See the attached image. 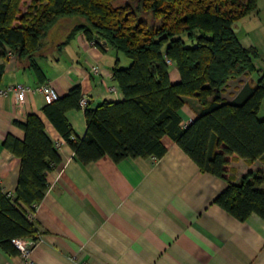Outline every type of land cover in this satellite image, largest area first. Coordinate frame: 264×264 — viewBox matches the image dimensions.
<instances>
[{
  "label": "trees",
  "instance_id": "1",
  "mask_svg": "<svg viewBox=\"0 0 264 264\" xmlns=\"http://www.w3.org/2000/svg\"><path fill=\"white\" fill-rule=\"evenodd\" d=\"M32 0L22 13V0H0V84L7 51L38 72L34 57L42 40L63 15L84 18L71 34L83 33L94 44L104 41L129 59L117 62L112 79L123 99L84 108L86 131L74 135L64 117L81 109L80 85L46 104L42 111L74 152L87 164L104 156L114 163L125 158H160L170 137L200 171L226 178L228 156L264 163V118L258 115L264 98V70L230 101L222 92L230 79L251 75L261 58L254 46L241 43L234 23L255 10L257 0ZM173 63L180 80L169 77ZM184 97H195L201 108L185 127L178 110ZM23 133L7 135L2 146L20 160L14 195L0 186V249L15 255L12 239H37L29 215L43 199L46 175L60 163L52 140L34 113L13 121ZM264 173L249 171L229 182L213 203L237 220L254 213L264 220Z\"/></svg>",
  "mask_w": 264,
  "mask_h": 264
},
{
  "label": "crops",
  "instance_id": "2",
  "mask_svg": "<svg viewBox=\"0 0 264 264\" xmlns=\"http://www.w3.org/2000/svg\"><path fill=\"white\" fill-rule=\"evenodd\" d=\"M54 26L34 57L40 70L5 57L0 89L47 82L61 97L80 85L88 108L121 101L112 68L116 62L127 66L129 59L102 40L96 45L81 32L71 34L69 25L59 34ZM169 77L174 83L180 80L173 63ZM254 82L251 75L230 79L222 97L230 101L246 83ZM45 105L37 92L28 93L20 104L12 93L0 94L2 191L14 195L20 168L19 158L2 146L7 135L23 139L14 120L23 122L28 114H36L60 157L46 175L43 199L29 215L37 239L28 259L0 249V264H264V220L254 213L237 220L213 203L229 182H237L249 171L264 173L261 160L228 156L227 179L219 178L200 171L165 135L161 143L166 151L160 158L128 157L114 163L104 156L82 164L43 113ZM200 108L195 97H184L178 110L180 126L190 123ZM64 117L74 135L82 138L84 108L68 110Z\"/></svg>",
  "mask_w": 264,
  "mask_h": 264
},
{
  "label": "rangeland",
  "instance_id": "3",
  "mask_svg": "<svg viewBox=\"0 0 264 264\" xmlns=\"http://www.w3.org/2000/svg\"><path fill=\"white\" fill-rule=\"evenodd\" d=\"M32 0H22L20 9L24 13ZM127 0H115L113 5H123ZM84 22V18L75 15H63L55 23L57 34L66 29L68 25L74 27ZM234 30L245 46H254L258 49L261 58L254 61L256 71L251 74L253 80H256L264 70V0H257L255 10L240 18L234 23ZM122 55H124L122 53ZM260 118H264V98L262 99L259 113Z\"/></svg>",
  "mask_w": 264,
  "mask_h": 264
},
{
  "label": "built area",
  "instance_id": "4",
  "mask_svg": "<svg viewBox=\"0 0 264 264\" xmlns=\"http://www.w3.org/2000/svg\"><path fill=\"white\" fill-rule=\"evenodd\" d=\"M6 58L9 61H14L16 58V55L13 51H7ZM94 72H97V68L93 67L92 69ZM39 93L45 104H50L54 101H56L59 98V94L54 89L52 85L49 83H40L39 85L35 87H31L28 85H25L23 83H16L10 86H7L3 89H0V94L5 95L7 93H12L15 96L16 104H20L24 101L26 95L28 93ZM88 101L85 97H82L79 101V105L81 108L87 107ZM8 196L11 194L7 193ZM36 241L31 239H23V238H16L12 239V244L15 247V249L18 251V253L28 259L30 255V251L32 247L35 245ZM8 264V263H4ZM77 264H88V263H77Z\"/></svg>",
  "mask_w": 264,
  "mask_h": 264
}]
</instances>
